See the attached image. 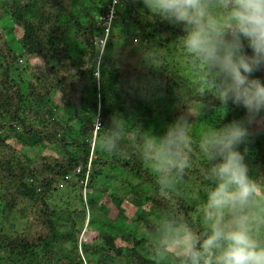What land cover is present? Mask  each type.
<instances>
[{
  "label": "trees",
  "instance_id": "16d2710c",
  "mask_svg": "<svg viewBox=\"0 0 264 264\" xmlns=\"http://www.w3.org/2000/svg\"><path fill=\"white\" fill-rule=\"evenodd\" d=\"M136 5L144 7L139 0H0V221L15 208L25 219L21 230L0 229V264H181L161 247L160 226L171 218L197 234L207 230L201 209L211 164L199 142L244 110L222 105L203 82L179 26L149 21ZM118 37L153 50L144 63L118 67L106 53ZM254 75L264 81V67ZM158 116L160 138L182 123L191 140L189 166L167 187L148 159L156 143L148 122ZM252 132L240 151L264 189V127ZM112 139L115 147L103 150ZM11 140L53 153L20 159ZM84 179L87 226L97 232L91 242L76 233L85 210L70 206L82 204ZM55 191L67 204L54 202Z\"/></svg>",
  "mask_w": 264,
  "mask_h": 264
},
{
  "label": "clouds",
  "instance_id": "9594fccd",
  "mask_svg": "<svg viewBox=\"0 0 264 264\" xmlns=\"http://www.w3.org/2000/svg\"><path fill=\"white\" fill-rule=\"evenodd\" d=\"M141 2L149 21L181 28L183 48L221 104L244 110L199 142L211 164L212 186L201 209L207 230L197 234L182 220L169 218L160 226V245L175 251L181 264H264V189L250 178L240 151L253 126L264 122V81L254 75L264 67V0ZM115 143L112 139L103 150ZM190 144L186 125L177 123L150 146L148 159L165 187L189 166Z\"/></svg>",
  "mask_w": 264,
  "mask_h": 264
},
{
  "label": "rangeland",
  "instance_id": "374dc122",
  "mask_svg": "<svg viewBox=\"0 0 264 264\" xmlns=\"http://www.w3.org/2000/svg\"><path fill=\"white\" fill-rule=\"evenodd\" d=\"M115 1V0H113ZM128 1V0H127ZM136 1V0H134ZM141 1V0H139ZM135 7V6H134ZM137 10H139L140 14L145 15V11L147 10L145 7L143 8H139L137 5L135 7ZM9 33L10 31H8L7 35L9 38ZM137 39V38H136ZM11 43V42H10ZM17 44V42H16ZM11 45L15 48H18V44L17 46H15V44L11 43ZM151 49V47L148 46V48L142 43L140 42L138 39H132V38H123V37H118V38H114L112 41V45L111 47H108L106 53L108 56V59L111 60L112 62H116V65L119 66H123V64H141L144 63L147 56L149 55V52ZM169 50L172 51V46H169ZM156 53H159L158 50L155 51ZM173 56H175V51L170 52ZM179 55L175 56V58H178ZM169 61L171 60V57L168 56ZM180 60L183 61L180 64H184L185 62V58L180 57ZM19 63V62H18ZM179 64V65H180ZM178 66V64H177ZM182 67V65H181ZM180 67V68H181ZM192 87V86H191ZM188 88L187 87H182L180 88V91H186ZM54 101H57V96H55L53 98ZM148 125L154 130L155 133V141L158 142L160 137L158 136L159 134V130L163 127V121L161 116L155 117L154 119H151L148 122ZM264 127V122H261L257 125H254L253 128L255 131H260L262 130ZM94 130V129H93ZM92 142H96V136L97 134L92 133ZM94 142V144H95ZM11 143L14 144L15 147H18V149H16V155L18 156L20 159L23 158L24 154H29L31 157L33 156H37L39 153L42 154H52V150L50 148H46L43 149L42 151L36 150V149H30V147L27 146H23L21 145V143L17 142L15 140H11ZM76 172V171H75ZM86 184V179L83 180V190H82V195H83V202L82 204L78 203H74L72 202V204H70L71 207H78V209L80 210H85V224L83 223L82 226L81 224L77 226L76 229V233L79 236V239L81 241H85V242H91L94 241L97 237V232L94 231L92 228L87 226V220H88V215H90V211H89V207L87 204V200L85 199V192L87 191V188L85 187ZM2 193H0L1 196ZM71 196H73V194H71ZM52 199L54 200V202L58 205H63V204H67V195L63 194V192L61 191H55L53 192L52 195ZM74 203V204H73ZM125 206H127L125 204ZM110 208V212L112 214L116 213V210L112 207V205H109ZM132 209V207H128V210ZM16 211H14L10 216H8L6 219L3 220V222L0 221V229L3 232H10L13 229L15 230H21L22 227L24 226V222L25 219L21 218L20 212L18 211V208H15ZM1 218V217H0ZM201 218L204 220L203 215L201 214ZM206 223V222H205ZM86 225V226H85ZM60 230H63V227H59ZM169 249V248H168ZM170 251H173L172 249H169ZM174 254H177L175 251H173Z\"/></svg>",
  "mask_w": 264,
  "mask_h": 264
},
{
  "label": "built area",
  "instance_id": "2783aa9c",
  "mask_svg": "<svg viewBox=\"0 0 264 264\" xmlns=\"http://www.w3.org/2000/svg\"><path fill=\"white\" fill-rule=\"evenodd\" d=\"M110 20H111V14L108 16V18H107V20H106V25H107V27H106V29H105V32H106V33H108V27H109ZM105 40H106L105 38L101 40V45H102V46H104V44H105ZM95 74L97 75V73H95ZM99 124H100V122L97 121L96 124H95V127H94V131H93L94 134H96V129H97V127L99 126ZM92 147H93V142H92ZM79 171H80V169L77 168V169H76V172H79Z\"/></svg>",
  "mask_w": 264,
  "mask_h": 264
}]
</instances>
